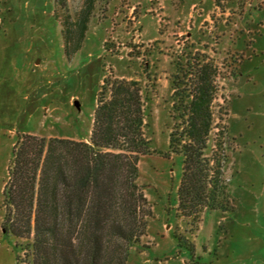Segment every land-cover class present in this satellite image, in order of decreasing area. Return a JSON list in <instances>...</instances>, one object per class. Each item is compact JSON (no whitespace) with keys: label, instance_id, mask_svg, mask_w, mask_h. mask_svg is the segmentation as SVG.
Segmentation results:
<instances>
[{"label":"rangeland","instance_id":"1","mask_svg":"<svg viewBox=\"0 0 264 264\" xmlns=\"http://www.w3.org/2000/svg\"><path fill=\"white\" fill-rule=\"evenodd\" d=\"M182 1L116 4L99 0L82 49L67 59L53 15V0H0V264H28L24 256L26 241H18L2 229L3 192L18 138L89 136L84 141L89 142L98 94L107 77L138 81L144 93V133L149 153L140 158L138 183L151 215L141 244L133 248L130 264H181L177 251L188 255L187 264H216L218 238L231 223L228 220L218 226V220L223 213L234 220L230 183L240 184L245 169L259 167L264 161L259 134L251 138L254 132H262L264 98L239 97L252 93L253 83H248L244 71L240 72L243 81L238 86L236 83L239 65L254 34L244 19L246 1L221 0L220 7L216 5L211 16L188 34L187 21L183 23L185 13L178 11ZM78 2L70 4L71 11ZM130 4L135 5L133 12L124 9L123 14L121 8ZM156 27L160 39L147 42L148 33ZM197 50L209 54L221 68L207 154L211 157L214 151L225 152L223 174L230 210H206L195 228L178 212L182 157L171 153L169 135L174 123L172 79L177 73L176 63L179 59L186 61ZM257 80L262 90L264 76ZM235 132L245 135L237 142L250 153L236 158L241 176L234 174L235 141L228 136ZM175 234L185 236L194 253L180 247ZM207 246L212 247V254L205 252Z\"/></svg>","mask_w":264,"mask_h":264},{"label":"trees","instance_id":"2","mask_svg":"<svg viewBox=\"0 0 264 264\" xmlns=\"http://www.w3.org/2000/svg\"><path fill=\"white\" fill-rule=\"evenodd\" d=\"M76 1L53 0L67 59L82 49L99 0H78L71 11ZM220 1L215 0L217 7ZM176 68L169 149L182 157L178 212L196 228L206 210H230L225 152L207 154L221 68L199 50L186 61L179 59ZM145 124L140 83L107 77L89 142L18 138L3 192L2 229L26 241L28 264H130L151 215L138 183L140 158L149 153ZM175 238L194 253L185 236Z\"/></svg>","mask_w":264,"mask_h":264},{"label":"crops","instance_id":"3","mask_svg":"<svg viewBox=\"0 0 264 264\" xmlns=\"http://www.w3.org/2000/svg\"><path fill=\"white\" fill-rule=\"evenodd\" d=\"M123 1L129 3L134 0H112V2L116 4ZM212 1V4L209 0L182 1L178 11H181L182 14L185 13L183 23L187 21L188 24L186 34H188L189 30L199 28L200 26L198 25L203 23L207 19V16H211V12H213L214 7H216L215 1ZM245 1L246 3L243 6L245 14L244 19L249 22L248 25L253 29L252 31H254V34L251 45L245 50L242 63L239 65L236 83L238 86L243 81V74L240 72L244 71L248 83H253L252 93H245V96L244 93H242L239 97L244 98L247 96L250 99H254L255 97L264 98V88L260 90L262 85L260 81L257 80L258 76H264V0ZM133 4L122 7L121 11H123V14L125 13L124 9H128L129 14H131L135 9V5ZM196 7H198V10L202 9V12L198 10L195 12L198 13L197 16L194 15ZM119 27L121 26L119 25ZM143 32L141 33L142 35L144 34ZM148 35L149 38H147V42L159 40L160 33L158 27L153 28ZM142 42L145 41L142 40ZM255 88H258V91L254 90ZM252 126H255L254 123ZM255 134H259L258 137L259 140H261L260 147L263 150L262 156L264 158V124L262 132H254V135L251 137L252 139L255 137ZM228 136L231 141H235V148L234 150L231 149L234 153L235 160L236 158L239 160V157L244 153H246L247 156L250 155V153H248L249 150L242 148L237 142L238 138L245 136L244 134L235 132ZM88 137L64 136V138L75 141H85ZM236 164L237 160L234 162V174L239 173L238 176H241V171L239 170L237 172L238 167ZM243 173L245 175L241 178L240 184H232L233 181L230 183L234 200V220L231 215L225 213L221 214V219L218 220V226H220L221 222L228 220H231V223L228 226L229 228H227L225 232H222L224 235L218 238L216 246V264H264V161L261 166L250 167L247 170L245 169ZM243 186V191L239 193L238 189ZM173 249L177 248L174 247ZM205 252L207 254H212V247L207 246ZM177 257L180 258L181 264H187L190 261L188 255L184 251H177Z\"/></svg>","mask_w":264,"mask_h":264}]
</instances>
